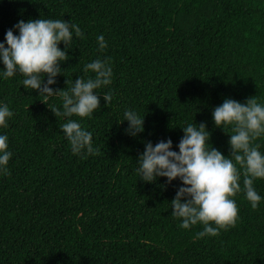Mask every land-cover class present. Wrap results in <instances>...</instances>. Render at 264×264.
Segmentation results:
<instances>
[{
	"label": "trees",
	"instance_id": "1",
	"mask_svg": "<svg viewBox=\"0 0 264 264\" xmlns=\"http://www.w3.org/2000/svg\"><path fill=\"white\" fill-rule=\"evenodd\" d=\"M41 18L84 33L73 30L71 48L60 43L69 59L53 91L94 77L84 66L96 59L113 77L91 117L58 118L60 95L26 89L19 72L5 79L0 59V107L13 113L0 127L12 153L0 172V264H264V179L254 180V210L237 165L235 226L198 238L202 224L184 229L172 215L182 181L146 182L137 171L148 142L171 139L179 152L189 123L206 124L209 148L231 157L232 126L216 127L213 111L225 99L264 105V0H0V43L21 20ZM128 110L144 117L143 132L129 133ZM69 119L92 133L98 155L73 154L60 128ZM256 145L264 155V135Z\"/></svg>",
	"mask_w": 264,
	"mask_h": 264
},
{
	"label": "clouds",
	"instance_id": "2",
	"mask_svg": "<svg viewBox=\"0 0 264 264\" xmlns=\"http://www.w3.org/2000/svg\"><path fill=\"white\" fill-rule=\"evenodd\" d=\"M15 28L19 35L9 29L7 46L0 43V59L5 66L3 77L8 79L19 72L24 77L22 85L26 89L37 90L46 98L59 94L63 111L51 108L58 118L91 117L101 107L96 90L112 83L113 69L107 60L96 59L87 63L84 72L94 73V77H79L70 90L53 91L50 87L61 74L60 62L69 59L66 51L60 49V43L63 42L66 49L71 48L73 30L76 37H83L81 28L66 20L43 18L28 22L21 20ZM97 40L99 50L103 52L107 48L104 36H98ZM103 98L110 104L112 94L105 93ZM12 116L6 105L0 107V127H8L7 120ZM124 116L129 122L130 134L144 131V117L132 110L126 111ZM213 117L218 128L225 130L232 126L230 158L214 147L209 148L211 134L206 124L189 123L182 127L185 135L178 145L179 152L172 150L171 139L155 146L148 142L137 170L146 182H154L157 177H166L169 183L177 178L182 181L184 186L178 189L171 202L172 215L182 218L180 227L184 229L202 224L203 231L197 233L198 238L216 236L220 229L235 226L239 210L233 197L241 191V173L237 165L244 169L243 190L254 210L261 201L253 186L254 180L264 179V155L259 151V145L252 146L254 140L264 135V105L258 103L256 97L249 98L244 104L225 99L222 105L215 107ZM60 128L70 141L73 154L80 155L84 150L88 154H99V149L93 146L92 133L83 130L75 120L69 119ZM11 156L8 137L0 135V172L8 173Z\"/></svg>",
	"mask_w": 264,
	"mask_h": 264
}]
</instances>
